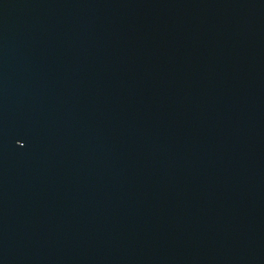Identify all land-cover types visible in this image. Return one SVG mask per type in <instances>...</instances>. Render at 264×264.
<instances>
[{
  "label": "water",
  "instance_id": "water-1",
  "mask_svg": "<svg viewBox=\"0 0 264 264\" xmlns=\"http://www.w3.org/2000/svg\"><path fill=\"white\" fill-rule=\"evenodd\" d=\"M0 264H264V0H0Z\"/></svg>",
  "mask_w": 264,
  "mask_h": 264
}]
</instances>
